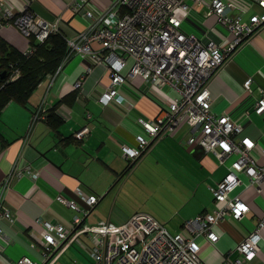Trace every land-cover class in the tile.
Returning <instances> with one entry per match:
<instances>
[{
  "label": "built area",
  "instance_id": "2783aa9c",
  "mask_svg": "<svg viewBox=\"0 0 264 264\" xmlns=\"http://www.w3.org/2000/svg\"><path fill=\"white\" fill-rule=\"evenodd\" d=\"M255 1L261 13L238 9L226 0H109L105 9L96 7L93 0H74L70 10L73 16L86 21V27L69 38L61 31V18L48 22L28 8L14 14L0 0V27L13 23L26 37L40 42L51 34H64L69 49L63 64L77 54L89 61L88 65H82L85 74L95 65L106 67L110 83L97 99L101 106L118 104L125 109L132 108L131 103L120 101L119 87L141 78L143 93L156 101L159 113L152 119L137 117L138 131L134 142L121 145L123 159L136 162L156 142L173 136L180 127L186 126L188 150L197 159L213 157L218 166H225L229 171L217 185H207L214 200L222 205L186 220L178 233H172L164 222L145 212H136L119 223L111 220L87 223L84 216L98 203L99 196L78 188L76 193L86 203L82 207L59 195L57 200L75 211L72 223L67 225L38 218L41 229L33 230V238L40 243L44 260L22 257L17 264H55L72 245H78L86 252L89 264H205L196 238L202 236L216 243L218 222L227 218L241 221L250 210L239 196H233L242 183L240 174L248 176L258 192L264 184V146L246 134L245 126L227 113L213 112L214 99L209 87L229 55L246 37L264 26V0ZM202 5L208 7L205 17L215 18L216 23L230 34L221 46L215 42L205 44L202 38L182 30L183 16ZM33 52L31 47L24 55ZM61 68L47 79L53 82ZM20 75L15 69L10 81L17 80ZM251 84V78L245 82L247 92L252 91ZM82 87L81 78L75 83V89ZM260 91L262 96L256 100L254 112L264 116V88ZM47 114L44 98L37 108H33L31 127L45 120ZM89 133L90 127L85 126L73 136L83 140ZM255 150L260 153L257 157L253 155ZM25 173L34 179L37 177L28 169L16 170L1 185L0 219L14 220L4 205V195L12 180ZM263 231L264 216L223 264H245L253 260L260 250ZM0 238H5L1 227ZM33 247H36L35 243ZM0 264L10 263L3 261Z\"/></svg>",
  "mask_w": 264,
  "mask_h": 264
},
{
  "label": "crops",
  "instance_id": "0c3cea01",
  "mask_svg": "<svg viewBox=\"0 0 264 264\" xmlns=\"http://www.w3.org/2000/svg\"><path fill=\"white\" fill-rule=\"evenodd\" d=\"M73 1L3 0L4 5L14 14L28 8L48 22L61 18V31L69 38L86 27L82 17L73 16L70 10ZM226 1L238 9L261 13L255 0ZM93 3L100 9L109 6V0H93ZM207 10V5H202L185 14L182 30L202 38L205 44L215 42L221 46L230 34L225 27L216 23L215 18L205 17ZM0 38L22 53L30 50L33 45V38L26 37L13 23L0 27ZM85 63L87 61L81 56L72 55L53 82L46 79L39 85L27 106L11 102L0 114V187L7 176L16 170L28 169L32 174H37L35 179L27 173L13 179L4 195V205L14 220L0 219V227L5 234V238H0V263L7 261L17 264V260L22 257L40 262L44 260L42 247L33 238V230L41 229L37 219L57 220L70 225L75 216L73 209L57 200L59 195L85 207L86 203L76 193L77 189L96 194L100 199L89 214L84 216L85 222L94 224L99 220L113 221L112 215L101 209L102 205L118 186L125 188L138 166H145L144 170H153L154 175L165 179L172 175L170 170L174 165L170 167L169 164H180L185 160L193 161L199 167V178L193 186H189L188 180H168L176 197H179L176 200L182 205L180 212L183 216L180 221L173 222L174 216L146 212L164 222L172 233L180 232L186 220L201 213L212 212L222 205L214 200L207 185H217L229 171L225 166H218L213 157L197 159L188 150L185 145L189 136L186 126L180 127L173 136L156 142L129 173L120 175L128 165L135 163L122 158L121 145L134 142V135L138 131L137 117L152 119L159 113V106L153 98L143 93L141 78L119 87L120 101L131 103L132 108L125 109L118 104L101 106L97 99L110 83V77L104 65H95L85 74L82 67ZM81 78L83 87L77 90L75 83ZM250 78L252 91L247 92L245 82ZM209 87L214 99L213 112L219 115L227 113L245 126L246 134L264 146V116L254 112L255 102L262 96L260 89L264 88V26L245 38L242 45L226 59ZM44 98L46 107L56 108L58 113L55 112L47 122L41 121L31 127L33 107ZM85 126L90 127L88 137L75 139L74 133ZM156 151L158 156L165 154V157L159 156L157 162L148 164L149 158ZM253 155L257 157L260 153L255 150ZM240 178L242 183L233 196H239L249 205L250 210L241 221L227 218L218 222L215 226L219 235L216 243L202 236L196 238L205 264H223L235 246L257 227L260 218L264 216V184L261 192H258L257 186L251 184L248 176L240 174ZM175 212L178 213L177 210ZM262 237L259 252L245 264H264V231ZM33 243L36 247H33ZM74 247L83 251L78 245H72L55 264H61L69 253L73 254L74 259L69 263L79 264L80 256ZM62 264L68 263L65 261Z\"/></svg>",
  "mask_w": 264,
  "mask_h": 264
},
{
  "label": "rangeland",
  "instance_id": "374dc122",
  "mask_svg": "<svg viewBox=\"0 0 264 264\" xmlns=\"http://www.w3.org/2000/svg\"><path fill=\"white\" fill-rule=\"evenodd\" d=\"M88 63L89 61L86 64L88 65ZM159 156L165 157V154ZM159 156L156 151L149 158L148 164H151L152 161L157 162L160 158ZM169 165L170 167L174 165L170 170L172 175H170L169 179L188 180L189 186H193L199 178L200 169L193 161L185 162V160H182L180 164L173 163ZM169 165L166 164L168 168ZM145 168V166H138L125 188L118 186L117 190L104 201L101 209H105L106 212L108 211L116 223L127 220L135 212L146 213L147 211H151L160 216H174L173 222L180 221L183 216L180 212L182 205L178 203L177 200L179 197H176V192L173 190L172 185H170L169 179L157 177L153 174V170H144ZM176 210L178 213L175 212ZM169 228L171 229L172 225ZM74 250L80 256L78 257L81 260L79 264L89 263L85 251H81L77 247H74ZM72 260H74L73 254L69 253L61 262L64 263L66 261L70 264L69 262H72Z\"/></svg>",
  "mask_w": 264,
  "mask_h": 264
},
{
  "label": "trees",
  "instance_id": "16d2710c",
  "mask_svg": "<svg viewBox=\"0 0 264 264\" xmlns=\"http://www.w3.org/2000/svg\"><path fill=\"white\" fill-rule=\"evenodd\" d=\"M31 47L34 49L33 54L26 56L24 53L11 48L0 38V73L6 72L4 78L0 76V114L11 102L27 106L29 98L39 85L49 75L56 74L59 68L63 66L69 49L64 34L56 33L51 34L44 42L33 38V45ZM15 69H18L21 75L17 80L10 81V77ZM40 104L33 108H37ZM47 112V117L43 120L45 122L57 112V109L47 108ZM139 161L137 160L135 163L128 165L120 175L125 172L129 173Z\"/></svg>",
  "mask_w": 264,
  "mask_h": 264
},
{
  "label": "water",
  "instance_id": "95a60500",
  "mask_svg": "<svg viewBox=\"0 0 264 264\" xmlns=\"http://www.w3.org/2000/svg\"><path fill=\"white\" fill-rule=\"evenodd\" d=\"M247 38V37H246ZM5 75H6V72L4 71V72H2V73H0V76L2 77V78H4L5 77Z\"/></svg>",
  "mask_w": 264,
  "mask_h": 264
}]
</instances>
